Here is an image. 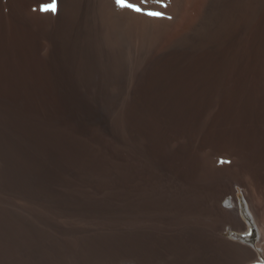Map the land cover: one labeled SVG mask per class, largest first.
<instances>
[{
    "label": "bare ground",
    "instance_id": "obj_1",
    "mask_svg": "<svg viewBox=\"0 0 264 264\" xmlns=\"http://www.w3.org/2000/svg\"><path fill=\"white\" fill-rule=\"evenodd\" d=\"M46 1L0 0V172L12 169L11 154L18 148L15 133L25 132L39 134L46 145H58L61 153L72 146L76 151L84 149L77 155L81 161H75L77 171L89 166L94 175L111 174L112 180L95 179L93 185L102 194L96 196L92 214L98 220L109 213L116 230L114 235L91 230L75 236L84 244L80 250L84 264H109L107 258L122 245L140 264H152L167 251L191 253L190 264H263L247 239L253 227L260 231L252 212H264L257 198L264 185V0H163V4L125 0L124 5L116 0H58L56 16L40 10ZM147 10L165 15L152 17ZM128 48L150 56L141 72L131 69L130 80L135 81L131 91L101 95L111 100L108 125L118 135L107 137L92 125L106 116L74 113L76 101L73 106L72 101L78 99L74 82H79L78 73L88 70L84 65L90 64L91 56L96 58L102 49L113 67L108 81L118 84ZM153 48L158 50L152 52ZM15 123L23 132L15 129ZM235 185L243 186L250 218L239 212ZM229 194L233 197L225 208L221 202ZM121 212L126 220L119 216ZM202 213L211 223L195 220ZM228 221L243 223L245 230L230 238L221 236ZM32 230L34 236L45 235L35 226ZM51 239L68 247L69 239ZM51 250L44 249L43 255ZM89 254L96 260L89 262Z\"/></svg>",
    "mask_w": 264,
    "mask_h": 264
},
{
    "label": "rangeland",
    "instance_id": "obj_2",
    "mask_svg": "<svg viewBox=\"0 0 264 264\" xmlns=\"http://www.w3.org/2000/svg\"><path fill=\"white\" fill-rule=\"evenodd\" d=\"M47 2V1H46ZM60 1L57 0V10L55 12V16L58 14L59 12V4ZM33 5H31L32 7ZM35 5L32 7L34 8ZM58 11V12H57ZM100 43V41H98ZM98 43V44H99ZM155 49V50H153ZM151 51L155 52L158 49L157 48H153ZM42 48L39 51V55L42 54ZM136 52V54H135ZM133 53V54H132ZM103 54V55H102ZM131 54V55H130ZM104 52L102 51V49H100V53L98 52L96 58L92 57L91 55V61L89 62L90 64L85 66L84 68H88V70L86 69V71L80 72L77 74L76 78L79 79V82H74V89L76 90V93H78L77 97L78 99L73 100L72 101V106L74 105L75 108L73 111L74 113L77 115H83L86 113L87 114H92L94 115L96 112L98 114H101L102 116H106V117H102L99 118L97 120H95L93 122V126L97 127L100 134L103 133V135L107 136V137H113V136H118L117 133L112 134L111 131V127H110V123L108 125L109 122V111L112 109V103L111 100H109V98L106 97H101V95H105L109 92L108 96L111 95H119L120 92L124 94L127 93L126 91H131V89H133L135 81L133 82V80H130L132 77L129 76L131 69L133 71L136 70V68L139 70L138 72H141V70H143L145 64L147 63V61L149 60V54H145L144 57H142L141 55H139L137 50H131V49H127L125 52V56L126 58H124V60L126 61L125 66L126 68H124L123 70L119 71L121 72L122 75V80H120L117 83L114 82H110L108 81V75L110 73L111 70H113V67L110 66L109 64H107V62L104 59ZM128 55V56H127ZM138 55V56H136ZM42 56V55H41ZM101 56V57H100ZM129 56H131V59L129 58ZM135 56V57H134ZM128 57V59H127ZM137 57V58H136ZM135 58V59H134ZM139 58V59H138ZM145 58V60H144ZM99 59V60H98ZM138 59V61L136 60ZM148 59V60H147ZM133 62L132 64L130 63ZM144 60V61H143ZM96 63H94V62ZM98 61V62H97ZM105 61V62H104ZM139 62V63H138ZM143 62V63H142ZM98 63V64H97ZM129 63L132 66H129ZM137 63V64H136ZM109 65V66H108ZM135 65V66H134ZM141 65V66H140ZM88 66V67H87ZM98 66V67H97ZM69 67V65H68ZM91 67V68H90ZM92 67L94 69H92ZM112 67V69L110 68ZM96 68V70H95ZM99 68V69H98ZM108 68V69H107ZM128 68V69H127ZM98 69V70H97ZM103 69V70H102ZM107 69V70H105ZM94 70V71H93ZM92 71V72H91ZM103 71V72H102ZM105 71H107L105 73ZM129 71V72H128ZM132 71V72H133ZM95 74H94V73ZM99 72V73H98ZM131 72L132 76L133 73ZM83 73V74H82ZM92 73V74H90ZM104 73V74H103ZM87 76H86V75ZM102 74V75H101ZM126 76H125V75ZM84 75V76H83ZM103 76V77H101ZM82 77V78H81ZM90 77L92 79H90ZM108 79H107V78ZM101 78V79H100ZM103 78V79H102ZM106 78V79H105ZM84 79H88L89 82L87 81L86 84V80ZM95 79V80H94ZM105 79V80H104ZM126 79V80H125ZM94 82H92V81ZM98 80V81H96ZM125 80V81H124ZM82 81V82H81ZM91 81V82H90ZM104 81V82H103ZM129 81H131L129 83ZM103 84H102V83ZM109 82V83H108ZM90 83V84H89ZM101 83L100 87L99 84ZM89 84V85H88ZM106 84V85H105ZM125 84V85H124ZM127 84V85H126ZM132 84V86H131ZM80 86V87H79ZM90 86V87H89ZM103 86V87H102ZM107 86V87H106ZM82 87V88H81ZM84 87V88H83ZM89 87V88H88ZM96 87V88H95ZM128 87V88H127ZM103 88V90H102ZM109 88V90H108ZM123 88V90H122ZM90 90V91H89ZM106 93H105V91ZM114 90V91H113ZM84 91V92H83ZM92 91V92H91ZM95 91V92H94ZM100 91V93H99ZM102 91V92H101ZM90 92V93H89ZM104 92V93H103ZM117 92V93H116ZM99 93V94H98ZM119 93V94H118ZM82 97V95H84ZM90 94V95H88ZM93 94V95H92ZM99 95V96H98ZM82 98H81V97ZM96 98H95V97ZM98 96V97H97ZM95 99V100H85V99ZM82 99V101L80 100ZM97 99V100H96ZM100 101H99V100ZM106 99V100H105ZM104 100V101H103ZM87 103H91V104H87ZM95 101V102H94ZM97 101V102H96ZM102 101V102H101ZM82 102V103H81ZM93 102V103H92ZM109 102V105L108 103ZM104 103V104H103ZM106 103V105H105ZM78 104V105H77ZM97 107L96 108V105ZM103 104V105H102ZM111 104V105H110ZM81 105V106H80ZM85 105V106H84ZM95 106V107H94ZM78 107V108H77ZM80 107H82L80 109ZM88 107V108H87ZM93 107V109H92ZM105 107V110L103 109ZM100 108V110H99ZM107 108V109H106ZM110 108V110H109ZM78 109L79 113L78 112ZM77 110V112H76ZM88 110V111H87ZM109 110V111H108ZM92 111V112H90ZM99 111V112H98ZM90 112V113H89ZM105 119V120H104ZM108 119V120H107ZM96 122V123H95ZM104 122V123H103ZM17 125V126H16ZM89 125L90 121H89ZM20 126H22V124L20 123ZM102 126V127H101ZM106 126V128H105ZM109 127V128H107ZM103 128V129H101ZM15 129H19L17 131L23 132L22 130H20L21 128L18 126L17 123H15ZM105 132H104V131ZM116 131V130H115ZM17 134V135H16ZM21 135V136H20ZM25 135V136H24ZM31 135V136H30ZM20 136V137H19ZM26 137V138H25ZM33 137V138H32ZM22 138V139H21ZM29 138V139H28ZM39 138V139H38ZM20 139V141H19ZM26 139V141H25ZM23 140V141H22ZM22 142V144H21ZM31 142V143H30ZM28 143V144H27ZM40 143V144H39ZM4 145H6V149H9V145L6 142H3ZM21 144V145H20ZM25 144V145H23ZM42 145V146H41ZM48 144L46 145V141L45 140H41L40 135L37 133H15V145L14 146H18L14 148V152L11 154V157H13V165H12V169L10 167L5 168V171H1L0 172V264H43L47 262V264H84V261L82 259L81 256V252L80 250H82L83 247V243L80 240H77L76 237L83 234V233H98L99 232H106V234H110L114 235L113 232H115V225L112 223V218L113 216H111L109 213L104 214L103 217L99 216V219L97 220L94 216H93V209H94V202H95V198L96 196H100L102 193L98 192V190H96V183L97 181H107L108 179L110 180L112 177L111 174H107V171H103L100 173H96L93 171L94 168H91L90 171H88L90 169V167H83L80 168L78 171V166L76 165L77 163H75V161L79 162V160L81 161V158H78L77 155H81L80 153H83L85 150L83 149V152L78 151L80 148H77V151L75 150V148L72 146L71 149L67 148V150L64 153H61L59 149V146L56 144L51 145ZM22 146V147H21ZM27 146V147H26ZM54 146V147H53ZM40 147V148H39ZM46 147H48L47 149H49L50 151H48L46 149ZM52 147V148H51ZM61 147V146H60ZM20 148V149H19ZM37 148V151H36ZM45 148V149H43ZM42 149V150H41ZM6 150V151H7ZM26 150V151H25ZM46 150V151H45ZM54 150V151H53ZM64 150V149H62ZM22 151V152H21ZM33 151V153H32ZM71 151V155L70 154ZM76 151V152H75ZM3 152H5V150H3ZM26 152V153H25ZM28 152V153H27ZM50 154H49V153ZM10 152H8L9 154ZM38 153V154H37ZM46 153V154H45ZM52 153V154H51ZM77 153V154H76ZM60 154V155H59ZM18 155V156H17ZM42 157H41V156ZM49 155V156H48ZM74 155V156H73ZM10 156V154H9ZM39 156V157H38ZM47 156V157H46ZM51 156V157H50ZM53 156V157H52ZM65 156V157H64ZM46 157V158H45ZM67 157V158H66ZM75 157V158H74ZM59 158V159H58ZM61 158V159H60ZM71 158V159H69ZM78 158V159H77ZM25 159V160H24ZM39 159L41 161H39ZM43 159H45V161H43ZM47 159V161H46ZM49 159V160H48ZM58 159V160H57ZM63 159V160H62ZM66 160V162H65ZM69 160V161H67ZM40 163H38V162ZM50 161V162H49ZM55 161V162H54ZM61 161V164L60 162ZM23 162V163H22ZM35 162V163H34ZM52 162V163H51ZM44 163V164H43ZM49 163V164H48ZM65 163V164H64ZM46 164V167H45ZM54 164V165H53ZM21 165V166H20ZM31 165V166H30ZM60 165V166H59ZM37 166V167H36ZM43 166V167H42ZM52 166L49 169H46L47 167ZM41 167V168H40ZM72 167H74L73 169H71ZM77 167V168H76ZM94 167V166H92ZM21 168V169H20ZM43 168V169H42ZM89 168V169H88ZM21 171H20V170ZM32 169V170H31ZM46 169V170H45ZM51 169V170H50ZM56 169V170H55ZM86 169V170H85ZM31 170V171H30ZM50 170V171H49ZM83 170V172H81ZM85 170V171H84ZM46 171H48L46 173ZM57 173H55V172ZM74 171H76V174H73L72 176L70 174L74 173ZM93 171V172H92ZM35 172V173H34ZM50 172V174H48ZM52 172V173H51ZM54 172V173H53ZM89 172L91 174H89ZM25 173V175L23 174ZM78 173H83V175L78 174ZM93 173V174H92ZM105 173V174H104ZM42 174V175H41ZM45 174V176H44ZM55 174V175H54ZM65 174L68 176V178L65 177ZM77 174L79 176H77ZM104 174V175H102ZM29 175V176H28ZM51 175V176H50ZM61 175V176H60ZM64 175V177H62ZM90 178H88L87 176ZM37 176V177H36ZM56 176V177H55ZM59 176V177H58ZM75 176V177H73ZM76 176L78 178H76ZM83 176V177H81ZM87 178H85V177ZM92 176V177H91ZM97 176V177H96ZM105 176V177H104ZM109 176V177H108ZM113 175V179L116 178L117 176ZM5 177V178H4ZM9 177V178H8ZM46 177V178H44ZM54 177V178H53ZM58 177V178H57ZM72 177V178H70ZM107 177V178H106ZM15 178V179H14ZM48 178V179H47ZM64 178V179H63ZM84 178V179H82ZM106 178V179H105ZM11 179V180H10ZM44 179V180H43ZM57 179V180H56ZM70 179V180H69ZM94 179V180H92ZM95 179H98L97 181ZM104 179V180H103ZM121 181H122V177H120ZM24 180V181H23ZM57 182H56V181ZM65 180V181H64ZM67 180V182H66ZM87 180V181H86ZM112 180V179H111ZM17 181V183H16ZM32 181H39L40 185H33V188L31 187V183ZM50 181V182H48ZM54 181V182H53ZM79 182V184L77 182ZM12 182V183H11ZM19 182V183H18ZM46 182V183H45ZM48 182V183H47ZM52 182V183H51ZM62 182V183H61ZM83 182V183H82ZM89 182V183H88ZM91 182V183H90ZM96 182V183H95ZM14 183V184H13ZM42 183V184H41ZM44 183L46 185H44ZM67 185H66V184ZM73 183V185H72ZM77 183V184H76ZM87 183V184H84ZM19 184V185H18ZM59 184V186H58ZM62 187H60L61 185ZM76 184V185H75ZM84 184V186H83ZM95 184V185H93ZM17 187H16V186ZM55 186V187H52ZM87 185V186H85ZM93 185L94 187H91ZM6 186V188H5ZM37 186V187H36ZM43 186V187H42ZM46 186V187H45ZM66 186V188H65ZM70 186V187H69ZM74 186H76V188H74ZM79 186H81L80 188H78ZM89 186V187H88ZM42 187V189H41ZM8 188V189H7ZM20 188V189H19ZM37 188V189H36ZM45 188V190H44ZM50 188V189H49ZM64 188V189H63ZM69 188V189H67ZM82 188V189H81ZM86 188V189H85ZM92 188V189H91ZM17 189V190H16ZM67 189V190H66ZM80 189V190H79ZM84 189V191H83ZM95 191H94V190ZM4 190V191H3ZM8 190V191H6ZM32 190V191H31ZM38 190V191H37ZM48 190V191H47ZM52 190V191H51ZM73 190V191H72ZM76 192H75V191ZM89 190V191H88ZM234 190H235V196L238 199L239 204L241 203V206L239 207V212L241 213L243 211V214L249 216L248 213V204H247V198L246 195L244 193V189L243 186H239V185H235L234 186ZM13 191V192H12ZM38 193H37V192ZM47 191V192H46ZM72 191V192H71ZM82 191V193H80ZM88 193H87V192ZM97 191V193H95ZM16 192V193H15ZM27 192V193H26ZM50 192V193H49ZM55 194H53V193ZM79 192V193H78ZM258 192V191H257ZM41 193V194H40ZM62 193V194H61ZM4 194V195H3ZM46 194V196H45ZM53 194V196H51ZM65 194V195H64ZM88 194V195H87ZM98 194V195H97ZM25 195V196H24ZM29 195V197H28ZM37 195V196H36ZM68 195V196H67ZM75 195V196H74ZM82 195V196H81ZM86 195V196H85ZM42 196V197H41ZM41 197V198H40ZM46 199H48L49 201H47ZM52 197V200H51ZM74 197V198H73ZM81 197V198H80ZM91 197V198H90ZM232 195H227L224 202H221V204H223L225 206V208H228L230 205H228L227 201H229L230 199L232 200ZM4 198V199H3ZM34 198V199H33ZM44 200H43V199ZM50 198V199H49ZM68 198V199H67ZM77 198V199H76ZM84 198V199H83ZM87 198V199H86ZM258 202L261 203L264 206V185L261 187V190H259L258 195ZM11 201H10V200ZM30 199V200H29ZM72 199V201L70 200ZM82 201H80V200ZM6 200V201H5ZM9 200V201H8ZM37 200V201H36ZM92 200V201H91ZM36 201V202H35ZM40 201V202H38ZM45 201H47L45 203ZM79 201V202H78ZM87 201V202H86ZM9 202H11L9 204ZM38 202V204H37ZM55 202H57L55 204ZM73 202V203H72ZM76 202V203H74ZM8 203V204H6ZM36 203V204H35ZM45 203V204H44ZM72 203V204H71ZM83 203V205L81 204ZM86 203V204H84ZM35 204V205H34ZM40 204V207H39ZM42 204V206H41ZM54 204V206H52ZM61 204V205H60ZM74 204L75 207H74ZM79 208H77V206H79ZM89 204V205H88ZM88 205V206H87ZM10 206V207H9ZM37 206V208L35 207ZM45 206V207H44ZM87 206V207H86ZM92 206V208H91ZM8 207V208H7ZM14 207V208H12ZM53 207V208H52ZM58 207V208H56ZM74 207V208H73ZM82 207V208H81ZM85 207V208H83ZM242 207V208H241ZM4 208L6 210H4ZM35 208V209H34ZM76 208V210H75ZM37 209V210H36ZM88 209V210H87ZM80 210V211H79ZM86 210V211H85ZM3 211V212H2ZM27 211V212H26ZM34 211V212H32ZM71 211V212H70ZM91 211V213L89 212ZM6 212V213H5ZM8 212V213H7ZM39 212V213H38ZM68 212V213H67ZM76 212V214H75ZM82 212V213H81ZM3 213V214H2ZM72 213V214H71ZM74 213V214H73ZM83 213H85L86 215H84ZM88 213V214H87ZM253 215L255 216L256 220H257V224L260 228V231L258 230L257 227H253V230H251V238L247 239L248 243L250 245H252V249L254 251H259V255L261 257V260L264 261V212L262 213H256V212H252ZM33 214V215H32ZM70 214V215H69ZM78 214V215H77ZM126 214V213H125ZM123 212L120 213L119 216H121L122 220H126V215ZM205 213H202L200 216L196 217L195 220H201L204 223H211V221L208 220V216H206ZM92 217H91V216ZM109 215V217H108ZM34 216V217H33ZM40 216V217H37ZM65 216V217H64ZM72 216V218H71ZM89 216V217H88ZM106 216V217H105ZM125 216V217H124ZM245 216V217H246ZM4 217V218H3ZM47 217V218H46ZM75 217V218H74ZM81 217V218H80ZM94 217V218H93ZM247 217V219H248ZM60 218V219H58ZM62 218V220H61ZM67 218V219H65ZM111 218V219H110ZM140 217L137 216V219H139ZM188 220L190 219L189 217H187ZM73 219V220H72ZM103 219V220H101ZM186 219V218H185ZM5 220V221H2ZM40 220V221H39ZM51 220V221H50ZM187 220V219H186ZM187 220V221H188ZM71 221V222H70ZM104 223H103V222ZM43 222V224H42ZM76 222V224L74 223ZM7 223V224H6ZM30 223H32L30 225ZM39 223V225H38ZM85 223V224H84ZM82 224V225H81ZM106 224V225H105ZM243 224V223H242ZM239 224L237 222H226V224L223 226V229L220 231L221 236L225 237V238H230V236L232 237V235H237L238 233H242L245 230V226L244 224ZM21 225V227H20ZM42 225V226H41ZM55 225V226H54ZM67 227H66V226ZM73 225V226H72ZM78 225V226H77ZM87 225V226H86ZM89 225V226H88ZM92 225V226H91ZM35 228H39L44 230V236L40 233L36 236L33 235V230L32 227ZM82 226V227H81ZM28 229H27V228ZM31 227V228H30ZM47 227V228H46ZM71 227V228H70ZM92 227V228H91ZM100 227V228H99ZM112 227V228H111ZM73 228V229H72ZM94 228V229H93ZM61 229V230H60ZM98 229V230H97ZM101 231H100V230ZM104 229V230H103ZM109 229V230H108ZM3 230V231H2ZM31 232H30V231ZM66 232H65V231ZM70 230V231H69ZM92 230V231H91ZM108 230V232H107ZM28 231V232H26ZM54 231V232H53ZM96 231V232H94ZM46 232V233H45ZM73 232V233H72ZM76 232V233H74ZM81 233V234H80ZM237 233V234H236ZM13 234V235H12ZM51 234V235H50ZM3 236V237H2ZM32 238H31V237ZM64 237V239H69V241L66 243L68 245V247L64 246V248H62L59 244L57 245L58 241L56 242V240H53L51 238L53 237ZM71 236V238H70ZM76 236V237H75ZM16 238V239H15ZM25 238V239H24ZM28 238V239H27ZM38 238V240H37ZM11 240V241H10ZM42 240V241H41ZM71 240H73V244H71V246H69V242H71ZM32 241V242H31ZM41 241V243H40ZM46 241V242H45ZM5 242V243H4ZM78 242V243H77ZM21 243V244H20ZM32 243V244H31ZM12 244V245H11ZM32 246H31V245ZM41 244V245H40ZM49 244V245H47ZM78 244V245H77ZM30 245V246H29ZM53 246L52 248L50 247ZM76 245V246H75ZM37 246V247H36ZM43 246V247H42ZM248 246V245H247ZM74 247V248H73ZM42 248V249H41ZM51 250L52 253H50L48 256L43 255L44 254V249ZM82 248V249H81ZM60 249V250H59ZM68 249V250H67ZM71 249V250H70ZM73 249V250H72ZM76 249V250H75ZM118 252L117 253H111L110 256L112 257H108L107 258V263L109 264H140L139 258L134 255V254H130L129 251H127L124 247V245H122L121 247H117ZM28 250V251H27ZM57 250V252H56ZM64 252H63V251ZM13 251V252H12ZM30 252V253H29ZM61 252V253H60ZM122 254H121V253ZM19 253V254H18ZM171 255H170V254ZM184 253V254H183ZM185 253V252H176V251H167L164 254L160 255V256H156V258L152 259L151 263L152 264H190L191 261V253ZM25 254V255H24ZM32 254V255H31ZM35 254H37L35 256ZM40 254V255H39ZM61 254V255H60ZM68 254V257H66ZM3 255V256H2ZM29 255V256H27ZM55 257H54V256ZM168 255V256H167ZM23 256V257H22ZM42 256V257H41ZM73 256V257H72ZM128 256V257H127ZM170 256V257H169ZM190 256V257H189ZM4 257V258H3ZM29 257V258H28ZM61 257V258H60ZM131 257V258H130ZM20 258V259H19ZM23 258V259H22ZM27 258V261H26ZM67 258V259H66ZM87 260L90 262L95 261L96 258L93 257L92 255H88ZM90 258V259H89ZM183 258V259H181ZM55 259V260H54ZM99 259V258H98ZM126 259V260H124ZM159 259V260H158ZM166 259V260H165ZM12 260V261H11ZM22 262H21V261ZM32 260V261H31ZM36 260V261H35ZM70 260V261H69ZM173 260V261H172ZM176 260V261H175ZM11 261V262H10ZM29 261V262H28ZM42 261V262H41ZM166 261V262H165ZM185 261V262H184ZM187 261V262H186ZM17 262V263H16ZM72 262V263H71ZM127 262V263H125ZM129 262V263H128ZM136 262V263H135ZM162 262V263H161ZM165 262V263H164ZM229 262V260H228ZM262 264V263H261ZM264 264V263H263Z\"/></svg>",
    "mask_w": 264,
    "mask_h": 264
},
{
    "label": "snow or ice",
    "instance_id": "obj_3",
    "mask_svg": "<svg viewBox=\"0 0 264 264\" xmlns=\"http://www.w3.org/2000/svg\"><path fill=\"white\" fill-rule=\"evenodd\" d=\"M116 2L118 4H121V5L125 4V0H116ZM157 2L163 4V0H157ZM127 6L128 7H135L132 4H128ZM163 6L166 7V5H163ZM40 10L46 11V12L51 11V12L55 13L57 10V0H47V2L42 3ZM135 10L141 11L142 9H140L139 7H135ZM146 14L149 16H152V17H162L165 15L163 12L158 11V10H147Z\"/></svg>",
    "mask_w": 264,
    "mask_h": 264
}]
</instances>
